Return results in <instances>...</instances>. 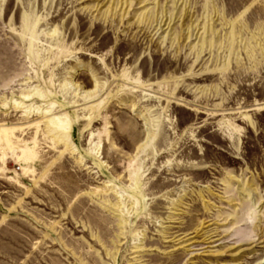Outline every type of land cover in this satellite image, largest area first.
<instances>
[{
  "label": "rangeland",
  "instance_id": "1",
  "mask_svg": "<svg viewBox=\"0 0 264 264\" xmlns=\"http://www.w3.org/2000/svg\"><path fill=\"white\" fill-rule=\"evenodd\" d=\"M132 1L0 0V264H264V0Z\"/></svg>",
  "mask_w": 264,
  "mask_h": 264
},
{
  "label": "bare ground",
  "instance_id": "2",
  "mask_svg": "<svg viewBox=\"0 0 264 264\" xmlns=\"http://www.w3.org/2000/svg\"><path fill=\"white\" fill-rule=\"evenodd\" d=\"M128 2L131 3V4H133V3H132V2H133L132 0H127L126 3H128ZM129 3H128V4H129ZM129 5H130V4H129ZM122 7H123V6H122ZM215 12H216V11H215ZM151 17H152V16H151ZM153 18H154V17H153ZM151 19H152V18H151ZM169 20H170V23L167 24V21H165L163 26H162L163 21H161V22L159 23L160 29H162V28L168 26V28H167V31H168L169 28H170V25H171V23H172V19H169ZM159 26H158V27H159ZM205 31H208V33H209L210 31L212 32L213 29L210 30V29H208V28H207V29L205 28ZM52 33H53V32H52ZM194 33H195V30H192V31H191V30L189 29L188 34H187V35H188V38L192 39V38L195 36ZM54 34H55V33H54ZM47 35H48V34H47ZM54 36H55V35H54ZM204 38H205V37H204ZM30 42H33V41H30ZM202 42H203V40H202ZM211 44H212L211 42L209 43V42H207L206 39H204V42H203V44H202V47L207 46V45L212 46ZM202 49H203V48H202ZM202 49H201V50H202ZM28 98H29V97H28ZM64 117H65V116H64ZM62 118H63V117H62ZM49 123H50L51 125H53L54 127H55V126H59V128L62 127L63 129L67 130V126H68V125H65L66 123L63 122V120H61L60 118H56V117H55V118H54V117H53V118H50V119H49ZM51 127H52V126H51ZM55 128H56V127H55ZM62 128H61V129H62ZM57 129H58V128H57ZM59 130H60V129H59ZM65 134H66V133H65ZM64 136H65V135H64ZM66 138H67V137H66ZM63 139H64V138H63ZM126 204H127V203H126ZM258 228H259V227H256V229H258Z\"/></svg>",
  "mask_w": 264,
  "mask_h": 264
}]
</instances>
